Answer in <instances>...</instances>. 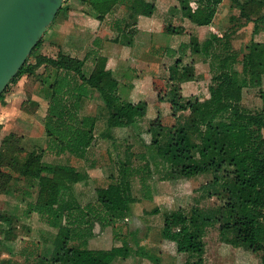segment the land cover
Listing matches in <instances>:
<instances>
[{
  "label": "trees",
  "instance_id": "16d2710c",
  "mask_svg": "<svg viewBox=\"0 0 264 264\" xmlns=\"http://www.w3.org/2000/svg\"><path fill=\"white\" fill-rule=\"evenodd\" d=\"M68 1H64L58 14L68 10L64 7ZM73 1L89 5L99 22L125 7L129 11L128 19L134 21L132 27L139 18L152 19L156 12L155 2L149 0ZM175 1L178 6L169 9L172 15L187 19L198 27H210L218 7L225 0ZM227 1L239 10V16L231 17V21L236 20L240 26L252 23L253 35L264 32V0ZM129 30L127 23L122 34L111 41L122 47H132L136 30ZM161 32L168 35L186 33L171 24H163ZM228 39L227 35L212 34L201 42L197 36H192L177 49H166L169 57L177 58L169 66L167 77L150 76V88L157 94L159 102L169 103L171 117L177 121L169 125L160 115L150 120L146 131L150 143H143V146L154 148L169 165L166 178L169 181L210 175L211 181L201 190L206 197H216L219 202L214 209L194 206L188 212L184 208L163 212V241L174 244L179 255L199 256L204 252L206 228L218 226L224 243L259 254V264H264V43L251 42L246 47L234 48ZM42 42L43 38L6 87L0 102L12 84L26 75L39 77L37 70L44 67L40 82L48 101L45 133L56 156L69 153L83 159L93 145L97 119L95 116L80 117V111L83 101L91 98L94 92L108 110L103 138L115 139L113 132L118 130H139L138 120L148 116L150 105L144 98L133 95L129 99L121 98L119 77L109 67L110 58L96 52L93 68L88 73L85 70L88 55L79 59L59 53L56 58H49L35 53ZM220 44L223 52L214 53L212 50ZM189 51L193 55L212 57L215 75L204 99L186 100L183 95V84L195 79L194 61L183 62ZM236 65L242 67L241 73L234 70ZM133 88L131 80L130 90ZM133 93L139 95V92ZM245 93L259 99V109L243 106ZM185 112H189V116L183 123H178ZM132 136L139 137V131ZM17 142L14 135L2 140L0 194L13 193L12 186L22 180L29 186L36 182L39 187L37 201L28 204L27 215L35 213L43 223L58 229L51 258L47 260L37 255L40 258L38 264H111L115 258L130 257L125 245L108 250L87 248V241L94 235V222L108 227L114 224L115 213L125 215L131 210L134 203L131 177L135 169L130 161L120 163L118 177L106 187L95 188L93 202L84 207L79 203L62 204L63 194L70 191L71 185L82 182L84 175L74 168L46 165L42 162L43 152L26 153ZM143 187H146V199L151 200L150 189L145 183ZM149 213L161 214L158 208ZM0 221L9 226L13 223L1 214ZM10 233L11 228L7 235ZM114 237L118 239L119 235L115 232ZM137 255L152 264H159V259L143 247Z\"/></svg>",
  "mask_w": 264,
  "mask_h": 264
},
{
  "label": "rangeland",
  "instance_id": "374dc122",
  "mask_svg": "<svg viewBox=\"0 0 264 264\" xmlns=\"http://www.w3.org/2000/svg\"><path fill=\"white\" fill-rule=\"evenodd\" d=\"M149 1L156 4L153 19L139 18L135 27H132L134 21L128 19L129 11L125 7L99 22L89 5L70 0L64 5L68 10L57 14L44 34L43 42L35 51L49 58H56L59 53L79 59L88 55L85 63L88 73L93 68L95 53L107 54L111 59L109 67L119 77L121 98L129 99L133 95L134 98H144L150 105L148 116L138 120L139 137H131L137 130H118L113 132L115 139L103 138L102 134L107 128L108 110L98 93L94 92L91 98L83 101L80 111V117L95 116L97 119L93 145L83 159L69 153L56 156L45 133L48 101L44 98L46 91L41 87L40 80L45 72L44 67H41L37 70L39 77H21L9 87L0 102V147L2 140L14 135L18 138L17 145L24 152H43L44 164L74 168L82 173L84 180L71 185L70 191L63 194L61 203H79L83 207L94 201L95 188L106 187L118 177L121 162L127 159L130 161L135 169L131 177L134 203L130 212L125 215L115 213L114 224L108 227L94 222V235L87 241V248L94 250L127 246L130 257L115 258L111 264H152L137 255L141 247L155 255L159 264H259V254H252L224 243L218 226L206 228L203 236L204 252L199 256L179 255L175 252L174 244L161 239L163 212L178 208H184L188 212L194 206L214 209L219 202L216 197H206L205 192L201 190L202 186L211 181L210 175L169 181L166 179L169 165L156 154L154 148H146L143 145L150 143V136L146 133L150 120L160 115L169 125L177 121L171 117L169 103L159 102L157 94L150 88V76L167 77L169 66L177 58L169 57L166 54L167 48L177 49L181 43L189 42L192 36H197L202 42L212 34L229 36L228 41L234 48L246 47L251 42L264 43V32L253 35L252 23L240 26L236 20L231 21V17L239 16V10L233 8L227 0L218 7L210 27H198L187 19L172 15L169 9L178 6L175 0ZM116 21L119 24H116ZM127 23L131 31L136 30L133 34L135 43L132 47L114 45L111 40L122 34ZM163 24L182 28L186 33L164 34L161 32ZM222 49L220 44L212 51L221 53ZM211 59V56L187 52L183 62L194 61L195 79L183 84L186 100H193L195 97L204 99L208 96V86L215 75ZM30 61L33 62V59ZM234 70L241 73L242 67L236 65ZM131 80L134 88L130 90ZM262 89L264 90V77ZM133 91L139 92V95ZM242 104L251 110H257L261 106L259 99L250 93H245ZM188 116L189 112L181 114L178 123H183ZM123 138L127 140L124 141ZM143 183L151 191V200L146 199V187H143ZM12 187L13 193L0 194V214L8 216L13 222L9 226L0 221V264H38L40 258H37V255L49 260L55 248L58 229L43 223L35 213L27 215L28 204L37 201V183L29 186L27 181L22 180ZM154 208H158L161 214H150ZM9 228L11 233L8 236ZM115 232L119 235L118 239L114 237Z\"/></svg>",
  "mask_w": 264,
  "mask_h": 264
},
{
  "label": "water",
  "instance_id": "95a60500",
  "mask_svg": "<svg viewBox=\"0 0 264 264\" xmlns=\"http://www.w3.org/2000/svg\"><path fill=\"white\" fill-rule=\"evenodd\" d=\"M65 0H0V96L49 30Z\"/></svg>",
  "mask_w": 264,
  "mask_h": 264
},
{
  "label": "crops",
  "instance_id": "0c3cea01",
  "mask_svg": "<svg viewBox=\"0 0 264 264\" xmlns=\"http://www.w3.org/2000/svg\"><path fill=\"white\" fill-rule=\"evenodd\" d=\"M153 19V18H152ZM81 30V29H80ZM78 32H79V30H77ZM99 32V31H98ZM133 43H135L134 41H133ZM114 45H116V44H114ZM103 55V54H102ZM105 56H107V54H104ZM114 57H115V55H114Z\"/></svg>",
  "mask_w": 264,
  "mask_h": 264
}]
</instances>
